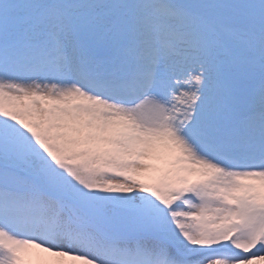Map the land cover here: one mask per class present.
I'll list each match as a JSON object with an SVG mask.
<instances>
[{"label": "snow or ice", "instance_id": "obj_1", "mask_svg": "<svg viewBox=\"0 0 264 264\" xmlns=\"http://www.w3.org/2000/svg\"><path fill=\"white\" fill-rule=\"evenodd\" d=\"M0 264H264V0H0Z\"/></svg>", "mask_w": 264, "mask_h": 264}]
</instances>
